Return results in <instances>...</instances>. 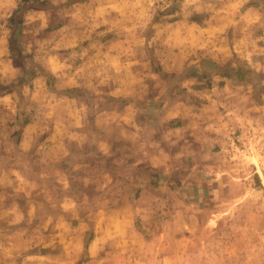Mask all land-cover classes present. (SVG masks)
<instances>
[{"label": "rangeland", "instance_id": "1", "mask_svg": "<svg viewBox=\"0 0 264 264\" xmlns=\"http://www.w3.org/2000/svg\"><path fill=\"white\" fill-rule=\"evenodd\" d=\"M58 56L68 71L90 68L83 81L100 84L146 81L160 91L173 84L159 71L175 72L182 95L187 65L209 80L210 69L237 74L242 87L215 111V153L158 146L157 191L142 199L144 210L128 196L123 206L134 211L99 215L135 190L116 185L106 189L110 201H74L93 197L102 175L88 185L71 158L62 169L46 152L17 146L24 122L40 119L43 139L60 131L66 106L54 105L71 91L57 86ZM38 76L48 88L42 101L28 100L24 88ZM262 80L264 0H0V96L19 95L16 114L0 124V264H264V108L244 88L250 82L258 98ZM42 158L52 167L41 168Z\"/></svg>", "mask_w": 264, "mask_h": 264}, {"label": "crops", "instance_id": "2", "mask_svg": "<svg viewBox=\"0 0 264 264\" xmlns=\"http://www.w3.org/2000/svg\"><path fill=\"white\" fill-rule=\"evenodd\" d=\"M235 55L233 51V56ZM107 56L110 59L111 53ZM64 58L58 56L55 60L57 62V59H60L61 64L59 75H57V86L69 88L71 94L65 92L68 89H63L60 96L56 98L54 106H66L61 110L64 114V121L62 119L60 121V131L50 133L43 139L42 122L40 119L34 120L33 124L21 126L22 132L19 135L17 146L24 153L35 148L43 154L46 152L44 158L53 157L59 160L55 164H60L62 169H64L62 162L71 158L72 170L78 174L81 171L80 174L86 175L84 179L88 180V185L92 182L91 179L102 175L104 178L102 181L96 180L100 186L98 189L94 187L93 197L86 195L83 198L74 195L72 198L74 201L91 202L100 201L103 198L104 200L109 199L105 195L108 192L106 189L116 185L126 186L124 184H127L135 190L136 194L129 195L128 190L125 191L128 195H119L121 196L119 204L105 205L102 210L96 209L99 215L112 212L117 214L123 212L124 214L132 208H126L127 204L123 206L128 196L129 203L136 206L134 209L139 212L144 210L138 207L142 199H148L151 193L157 191L154 188L152 176L159 167L155 154L158 146H162L161 149L165 151L168 145L174 144L182 146L188 152L198 146L202 149V153H215L218 150L215 142L220 136L215 132L217 127H222L215 111L220 109L222 97H229L231 92L237 93L238 88L242 87L237 74H230L231 76L227 77L210 69L207 73H211L214 78L205 79L202 76L206 72L203 67L199 71L188 72V76H184L181 96L176 95L174 88L170 90L166 87L158 91L156 86L146 81L130 85L122 80L118 86H112L110 82L100 84L96 81H83L82 78L86 77L91 69L89 67L86 69L83 64L76 63L77 65L72 66L68 71ZM187 68H189L187 65L183 68L185 75ZM47 70L53 72L51 65H48ZM44 79L42 76L36 77L33 90L24 88L23 94L28 100H43L46 90L43 87L48 88L43 82ZM244 83L246 86L244 88H250V102L256 103L263 109L264 93L261 92L256 98L253 92L254 87L248 81ZM261 86L264 87V83ZM246 95L249 93L246 92ZM18 99L19 95L15 92L0 96V124H4L5 116L9 113L10 115L16 114ZM111 101H118V103H113V106ZM257 106L256 109H258ZM112 122H116L117 130L114 133L110 131ZM18 123L21 124V122ZM160 127H162L161 130ZM158 128L159 133H155L154 130ZM12 136L13 133L10 137ZM44 158L39 166L44 169L51 168L53 163ZM12 169L25 168L24 165L23 167L17 165V167L12 166ZM22 179L25 180L23 177ZM90 191L87 193L91 194ZM81 194L85 195V192ZM134 209L131 210L134 211ZM94 244L95 241L90 240L89 251L92 250Z\"/></svg>", "mask_w": 264, "mask_h": 264}, {"label": "trees", "instance_id": "3", "mask_svg": "<svg viewBox=\"0 0 264 264\" xmlns=\"http://www.w3.org/2000/svg\"><path fill=\"white\" fill-rule=\"evenodd\" d=\"M196 70L198 71V70H200V69H198V68H196ZM187 72V71H186ZM41 73V72H40ZM159 74L160 75H163V76H165V77H167V79H168V81H170L171 82V84H173V87L172 88H174V90L176 91V95H180V91L178 90V88L179 87H176L177 85H175L176 83H175V75L174 74H171V75H167V74H165V73H163L162 71H159ZM165 74V75H164ZM41 75H44V74H41ZM212 75V74H211ZM186 76H188V72L186 73V75H185V77ZM197 76H199V75H197ZM203 77H205V76H203ZM169 88H170V90H171V86H168ZM8 93H10V92H2V95L1 96H3V95H5V94H8ZM28 124V122H24V126L25 125H27ZM62 165H64L63 164V162H62Z\"/></svg>", "mask_w": 264, "mask_h": 264}]
</instances>
